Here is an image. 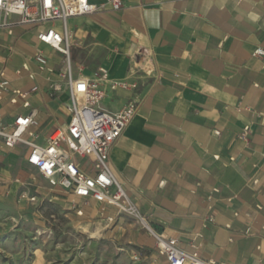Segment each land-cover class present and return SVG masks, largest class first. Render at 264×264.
I'll return each instance as SVG.
<instances>
[{
  "label": "crops",
  "instance_id": "0c3cea01",
  "mask_svg": "<svg viewBox=\"0 0 264 264\" xmlns=\"http://www.w3.org/2000/svg\"><path fill=\"white\" fill-rule=\"evenodd\" d=\"M91 1L96 12L68 21L75 75L103 67L110 80L137 86L107 89L100 104L105 111L118 112L132 96L140 102L109 153L126 207L204 261L264 264V57L253 55L264 49V0H123L119 11L109 0ZM9 25L0 29V70L11 88L37 85L41 91L30 96L27 109L6 97L1 122L34 110L38 131L47 137L67 123L68 98L48 97L45 78L58 77L39 72L33 57L41 51L54 72L64 58L37 41L44 27L21 26L17 19ZM22 64L34 80L26 71L16 74ZM244 127L247 141L239 138ZM26 155L22 147L0 150V191L8 205L24 202L20 194L29 192L21 188L29 190L33 180L36 196H28L47 199L54 213L47 218L56 212L93 224L149 264H166L134 215L112 207L102 213L94 201L84 205L50 187ZM31 219L41 227L44 218L36 211Z\"/></svg>",
  "mask_w": 264,
  "mask_h": 264
},
{
  "label": "built area",
  "instance_id": "2783aa9c",
  "mask_svg": "<svg viewBox=\"0 0 264 264\" xmlns=\"http://www.w3.org/2000/svg\"><path fill=\"white\" fill-rule=\"evenodd\" d=\"M109 3L114 11L123 7V0H109ZM97 8L91 0H0V29H8L10 19H17L20 25L44 27L37 33V41L63 56V66L58 72L49 68L48 58L39 50H36L33 61L39 72L58 77L57 80L49 76L45 78L48 84L45 93L50 98L66 95L69 114L67 123L55 128L47 137L38 131L39 123L34 110L15 117L10 123L1 122V106L6 97L13 105L18 100L22 101L23 108L27 109L30 96L41 91L37 85L29 90L11 88L5 70L1 69L0 150L15 147L26 149L25 162L29 167L45 179L50 187L59 188L73 199H81L84 205L94 201L102 213L106 207H112L118 212L126 211L134 215L154 239L156 250L164 257L166 264H225L204 261L197 253L184 252L178 248L177 239L154 230L143 217L136 215L133 208L126 207L125 192L109 167V153L138 112L140 102L136 96H132L115 113L101 109L100 104L107 89L135 91L137 86L110 80L108 71L103 67L96 68L87 77L82 76L80 70L75 75L70 60L72 33L68 29V21L91 15ZM253 55L264 57V49H255ZM21 70L28 72V77L34 80V74L26 64H22L16 74H20ZM248 134L249 127H244L239 138L247 141ZM82 160L88 161V170L82 167ZM26 198L30 202L36 200L35 196L20 194V199ZM208 220L212 222L213 218L209 217ZM106 221L111 224L113 218L106 217ZM133 260H138V257L134 255Z\"/></svg>",
  "mask_w": 264,
  "mask_h": 264
},
{
  "label": "rangeland",
  "instance_id": "374dc122",
  "mask_svg": "<svg viewBox=\"0 0 264 264\" xmlns=\"http://www.w3.org/2000/svg\"><path fill=\"white\" fill-rule=\"evenodd\" d=\"M71 62L76 70L73 49ZM83 167L89 169L87 162ZM30 182L33 186L29 190L26 185L21 190L36 196L35 184L33 180ZM4 197L0 191V264H149L140 253L135 254L104 237L102 230L98 232L93 224H79L56 212L55 219L47 218L54 214L47 199L37 197L30 202L26 198L19 204L15 202L14 208ZM36 211L44 218L41 227L31 219ZM134 254L138 260H133Z\"/></svg>",
  "mask_w": 264,
  "mask_h": 264
},
{
  "label": "bare ground",
  "instance_id": "6f19581e",
  "mask_svg": "<svg viewBox=\"0 0 264 264\" xmlns=\"http://www.w3.org/2000/svg\"><path fill=\"white\" fill-rule=\"evenodd\" d=\"M97 232V231H96ZM95 233H93V235H94ZM93 237V236H92Z\"/></svg>",
  "mask_w": 264,
  "mask_h": 264
}]
</instances>
